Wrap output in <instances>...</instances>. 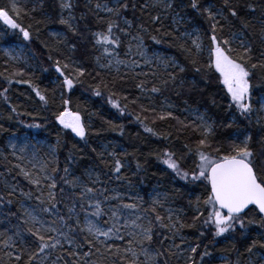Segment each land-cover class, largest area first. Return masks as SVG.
<instances>
[{"label": "snow or ice", "instance_id": "6c2138e0", "mask_svg": "<svg viewBox=\"0 0 264 264\" xmlns=\"http://www.w3.org/2000/svg\"><path fill=\"white\" fill-rule=\"evenodd\" d=\"M37 3L43 7V0H37ZM58 3V22L67 26L78 39L70 47L67 40L59 41L68 48V55L62 49H49L47 59L52 62V67L58 74L57 85L61 90L63 106L62 110L54 113L55 120L61 128L70 130L87 146L91 124H86L79 112L69 110L71 97L65 98L64 92L71 93L76 85L83 84L82 78L91 73L71 55L77 51L81 38L79 28L73 24L74 4L72 0H58ZM129 6L128 0H114L111 6L100 3L99 0L95 4L93 11L101 30H86L89 33L91 50L95 53V66L99 69L93 77L99 79L91 86L92 95L103 99L107 90L108 104L121 115H125L128 105L124 104L122 107L120 101L114 99L116 80L127 78L129 73L134 77H147L149 73L135 72V69L142 67L141 62L135 59L121 60L117 50L124 39L131 35L132 40L136 41V55L143 61V65L150 67L152 58L143 48V36L149 33L151 27L158 34L151 36L155 44L170 37L195 73L207 77L208 80L214 79L218 86H222L220 91L225 94L227 110L231 113V120L221 125L224 128H234L228 137L227 147L223 142L214 143L216 124L210 116L199 111H190L192 123H178L183 129H191L199 137L195 142L196 146L185 144L186 151L179 156L167 149L155 154L156 160L165 166L166 171L162 175L170 180L183 181L189 190L197 187L203 190L194 201L189 198L188 204L194 213L192 223L184 222L182 208L170 206L167 192H157L151 198V205L147 209L141 207V197H136L134 202L123 203V198L119 195H105L108 191L104 187L106 182L96 172L95 164L85 168L83 174L77 176L72 166L78 161L71 153L62 169L63 174L60 175L61 169L55 156L56 148L53 147L48 153L50 158H38L33 153L28 160L30 167L20 164L14 166L19 169L18 175L32 186V190L24 191L17 184L4 183L5 193L0 195V225H3V230L0 231V251L8 250L4 252L9 258L8 264L12 260L16 264H61V261L63 264H97V261L91 259L93 255L103 257L107 264H169L170 257L183 255V252L174 249L183 248L189 253L184 264H216L214 252L203 243V239L210 237L209 244L216 245L221 242L219 238H223V241L231 244L232 249L239 252L236 249L239 237L240 241H250L245 245L248 256L244 264H264V255L253 259L257 256V248L264 249V96L256 101L259 107L252 101V78L257 75V70L264 77V11L260 17L261 50L258 58H254L257 50L246 31L252 21H245L241 10L246 8L248 13L254 14L256 6L245 5L244 0H223L219 7L208 0H150L142 4L141 9L151 8L157 11L149 16V26L141 24L136 35L131 34L133 22L124 17ZM132 7L135 9V5ZM65 12L68 13L67 16ZM99 13L106 15L100 16ZM21 14L28 15V12L19 4V0H9L7 5L0 7V22L18 31L23 41L31 42L32 25L23 26ZM84 18L82 15L81 19ZM165 20H170L167 29L164 27ZM200 20L207 25L206 28L199 23ZM237 21L241 23L237 25ZM205 39L208 41L207 46ZM131 50L130 46L129 53ZM205 51L207 59L202 63L201 57ZM53 52L56 53L55 56L52 55ZM16 58L19 59V56ZM157 61L162 65V72L153 70V80L145 79L136 83L135 87L141 93L160 94L168 86L175 85L178 73H185L187 70L185 65L172 58L157 57ZM121 66L127 70L123 76ZM100 70L109 74L114 71L116 75L109 81ZM15 75L22 77L25 72L19 70ZM6 80L9 86L13 82L28 84L44 105L49 103V98L31 80ZM149 83L150 88L147 87ZM8 90L5 87L0 91L5 102L8 100L5 95ZM124 99L127 100V96ZM131 103L135 104L137 100H132ZM213 104H216L215 99ZM171 107L170 104L164 105L162 102V109L157 112L154 107L141 105V112L153 113L154 120L177 119L167 110ZM12 111L15 112L16 109L13 108ZM253 113L257 114L258 132L255 135L249 131ZM135 120L145 133L158 139H169V134L158 133L140 115H136ZM245 121L247 124H244ZM105 123L113 129L119 127V134H123V125L117 126L111 121ZM28 127L39 128L40 125L33 124ZM257 143L261 146L259 152L254 148ZM12 147L15 148V145ZM92 152L95 153L96 160L107 168L108 180L128 179L122 172L130 168L133 162L136 169L134 174L146 171L147 157L141 162L135 153L118 151L116 147L110 148L107 144L102 145L100 151L92 148ZM129 156L133 157L132 161L128 160ZM96 184L101 187H95ZM101 196L103 200L99 199ZM129 199L133 200V197L130 196ZM33 200L35 203H32ZM109 201L118 203L107 208L102 206ZM62 204L67 209L66 214H62ZM13 205H17L15 212L12 211ZM92 217L95 219H91ZM184 228H197L199 231L195 245L188 243L181 234ZM254 229L259 231L253 236ZM117 240L125 242L123 247L109 243ZM177 240L179 243H176ZM168 241L171 243L165 246ZM85 246L88 250L81 252ZM201 248L203 251H200ZM242 255L244 254L240 253ZM220 260L221 264H233L224 255L220 256ZM0 264H5L3 257H0ZM235 264H241L239 256Z\"/></svg>", "mask_w": 264, "mask_h": 264}, {"label": "trees", "instance_id": "16d2710c", "mask_svg": "<svg viewBox=\"0 0 264 264\" xmlns=\"http://www.w3.org/2000/svg\"><path fill=\"white\" fill-rule=\"evenodd\" d=\"M108 2L112 0H107ZM74 4L73 14L75 16V26L79 28L81 33L80 43L77 45V51L71 53L73 58L82 65L88 73L83 77V84H78L72 90L71 93L64 92L65 98L71 97V103L68 105L70 111L79 112L82 120L88 124H91V128L88 132V145L85 146L83 141H80L78 137H75L70 130L61 128L56 123L55 115L59 110H62V102L60 99L61 90L57 85V73H55L52 62L48 61L49 49H61L56 46V42L50 35L51 30L63 31L66 40L69 42V47L72 43L77 41V37L73 36L65 25H61L59 21V4L57 0H43V7L39 3L34 5L35 11L27 8L28 15L21 14V21L23 26L28 27L30 24L32 27L31 42L23 41L22 36L18 31L8 28L3 23H0V46L10 45L14 42L22 43L26 50L31 54L34 63L35 70H26L24 67L15 65L3 54L0 49V91H3L5 87L9 90L5 95L8 97L5 102L4 97L0 96V195L5 193L4 183L17 184L19 188H23L24 191L32 190V186L28 185L21 175H18L19 170L14 167L16 165V159L6 148V141L11 136H26L28 138L35 137L39 141H43L45 144L51 145L56 148L55 156L58 161V167L61 169L60 175L63 174L62 169L66 166V161L69 157V153L72 157L78 161L77 164L73 165V171L77 176H81L85 168L96 166V172L101 174V180L105 181L104 187L108 189L105 195H119L123 198V203L134 202L136 197L143 198L141 207L147 209L150 207L151 202L149 200V194L151 189L156 185L161 188L164 192L168 193L169 202L174 208L183 209V220L185 223H192L193 209L189 207L188 201L191 198L193 201L196 196L202 194V189L197 187L189 190L185 186L183 181L170 180L166 175H162V172L166 171L165 166L156 160L155 154L162 152L163 150H171L176 152L177 155H181L186 151L184 148L185 144L195 147V142L199 138L191 129H183V126L178 121H185L189 124L192 120L187 119L182 111L186 108L198 109L199 111L210 116L216 124V136L214 137V143L223 142L227 147L229 140L228 137L234 131V128H224L221 125L231 120V113L227 110V104L224 99V93L220 91L222 86H218L214 79L208 80L207 77L195 73L192 70L191 65L184 59L182 53L177 49L174 42L170 37L162 39L160 44H155L151 36L158 35L153 28L149 27V33L144 34L143 43L152 50L158 51L166 57L177 60L182 65L186 66L185 73L177 74V81L175 85L168 86L160 94H152L153 97L158 101V97H166L172 108L171 111L177 119H168L161 121L159 119L154 120V114L141 112V105L150 107L143 103L140 98L141 92L135 87L136 83L139 82L131 73L128 74L125 79L116 80V96L114 99L120 101L121 106L127 104L125 115H121L117 109L111 107L107 102V90H105L104 98L96 97L92 95V85L97 83L99 78L93 79L96 76V68L94 64L95 53L91 50V42L87 29L92 31L101 30V25L97 23L96 14L90 4H87L85 0H72ZM210 3H214L216 7H219L223 0H208ZM9 0H0V7L7 5ZM129 9L124 13V17L133 22V28L139 27L143 24L145 27L149 26V16L154 15L157 10L148 8L146 10L141 9L143 2L141 0H128ZM245 5L253 4L256 6V12L254 14L248 13L247 9L241 10L242 17L245 21L251 20L246 31L248 36L253 43L254 48L257 50L258 58L259 50H261L260 37H261V23L260 17L262 11H264V0H244ZM132 5H135L133 9ZM84 19H81V16ZM161 15H164L161 13ZM34 17V19H33ZM47 17V18H46ZM37 21H41L37 23ZM170 20H165L164 27L167 29V25ZM204 28L207 27L202 20L199 21ZM241 22L237 21V25ZM202 35V33H201ZM205 46L208 41L204 40ZM47 45V46H45ZM64 53L68 55L67 50ZM56 55L55 52L52 53ZM207 56L201 57V62L206 61ZM48 69V71H44ZM19 70H23L25 75L20 77L16 76L15 73ZM103 72V71H102ZM105 79L111 81L113 74L103 72ZM123 76V74H121ZM6 78L12 79L13 81L19 80H31L33 84L38 86L40 90L49 98V103L44 105L32 92V89L26 83L17 84L13 82L10 86L7 83ZM151 80V78H148ZM55 80V83L52 81ZM253 84V104L257 107V99L260 96H264V77L257 75L252 78ZM151 87V83L147 85ZM127 96V100L124 97ZM139 98V99H137ZM215 99L216 104H213ZM132 100H137V103H131ZM16 111L13 112L12 109ZM152 108V107H150ZM157 112L161 109L155 108ZM140 115L146 124L153 127L158 133L169 134L168 140L158 139L149 133H145L141 128L140 124L136 122L135 116ZM106 121H111L113 124L119 126L123 125V134H119V127L113 129L109 126ZM39 124L40 127H28V125ZM247 124V121L244 122ZM243 127V125H241ZM249 131L254 135L258 132L256 124V113L252 115V124ZM99 133V134H97ZM59 141V145L57 143ZM109 145L116 147L118 151H128L129 153H135L139 157L141 162L145 161L146 171L139 174L136 172L135 163H131L130 168L123 170L122 174L127 176L128 179L123 181L108 180L107 179V168L104 164L100 163L95 158V153L92 152V148H96L97 151L101 150L102 145ZM254 148L257 152L261 150L260 144H255ZM45 153V149L41 148ZM151 153V155H149ZM84 156V159H80ZM50 158V157H48ZM129 161L133 160L132 156L128 157ZM155 173V175H154ZM95 174V173H94ZM131 185V187H129ZM95 187L100 188V184H96ZM19 191V189H18ZM71 192V189H68ZM133 197L130 200L129 197ZM103 200V196L99 197ZM35 203V200L32 201ZM68 203H71L70 201ZM118 201H109L107 204L102 205L107 208L109 205L115 206ZM17 205L12 206V211H16ZM63 209L62 214H66L67 209L64 205H60ZM163 213V210H161ZM207 213L205 212V215ZM151 215V213H147ZM95 219L94 217H92ZM107 219V217H105ZM199 223V222H198ZM3 230V225H0V231ZM163 232V230H160ZM206 231V230H205ZM259 230H253V236ZM188 241V243L195 245L199 231L197 228H184L181 233ZM162 239V237H160ZM209 239H203V243L209 246V250L214 252L216 264H221L220 256L224 255L229 258L235 264L238 256L241 264H244L248 254L245 252L246 243L250 241H239L236 244V249L239 252L232 249L231 244L220 239V243L216 245L209 244ZM2 243V239H0ZM118 246L123 247L124 241H115ZM171 241L166 242L167 246ZM179 243V240L176 241ZM186 247V245H185ZM183 249V248H182ZM86 246L81 249L87 251ZM8 251L4 249L0 251V257H3L5 264H8L9 258L4 255V252ZM174 251L181 252V249ZM203 251V248L200 249ZM257 256L253 259H258L260 255H264V249L257 248ZM185 255H189L186 251H183ZM240 253L244 255L240 256ZM16 253H13L15 255ZM60 254V253H56ZM55 255V254H54ZM92 260L97 261V264H107V261L103 257H97L93 255ZM207 259V258H206ZM182 256H172L169 258V264H184ZM10 264H16L14 260ZM63 264V261H61Z\"/></svg>", "mask_w": 264, "mask_h": 264}, {"label": "rangeland", "instance_id": "374dc122", "mask_svg": "<svg viewBox=\"0 0 264 264\" xmlns=\"http://www.w3.org/2000/svg\"><path fill=\"white\" fill-rule=\"evenodd\" d=\"M141 1L143 2V4L146 2H150V0H141ZM85 2L87 4H90L92 6V8L94 9L95 4L97 3V0H85ZM99 2L100 3H108L109 6H111V4L114 3V0H112L110 2H108L107 0H99ZM19 4L22 7H24L25 9L29 8L31 10V9H33L34 5H37V0H19ZM59 12H60V8H59ZM67 15H68V13L65 12V16H67ZM72 15L74 16L73 12H72ZM99 15L105 16L106 14L105 13H99ZM0 23H2V22H0ZM73 24L74 25L76 24L75 20L73 21ZM121 26H123V25H121ZM137 29H138V27L132 28L131 34L132 35L138 34ZM52 33H59L60 35L54 36V35H52ZM50 35L53 38V40L56 42L57 47L64 49V50H67V52H68V48H66L63 43H59L60 40H66L65 34L63 31H59V30L54 29V30L50 31ZM129 42H131V44ZM130 46L132 49L131 53H129V47ZM143 48L146 51V54L152 58V64L150 67L143 65V61H141L140 57L138 55H136V52H137L136 41L132 40L131 35L124 39L121 47L117 50L118 58L121 60H125V61H129L132 59L140 61L142 64V67L135 69V72H141L142 71L145 73H149V75L147 77L139 76V77H135V78L139 81L145 80V79L150 81V79H148V78L154 79V77L151 76V72L153 70L162 72V65L158 64L157 57H160V58H169V57L164 56L163 54H161L158 51L149 49L144 43H143ZM0 49L3 52V54L7 57V59H9V61H11L13 64L22 66L26 70H35L36 69L35 63H34V60L31 56V54L26 50L25 46L22 43L14 42L10 45H2V46H0ZM21 53H23V54L21 55ZM126 53H129V54L125 55ZM68 54H70V53L68 52ZM204 55L207 56L206 51H205ZM18 56H19V59L16 58ZM25 61H26V63H25ZM94 64H95V62H94ZM100 71L108 73L105 70H100ZM125 71H127V70L124 69L123 66H121V74H123ZM111 74L116 75V73L114 71ZM52 82L55 83V80H53ZM149 97H151V99ZM260 97H262V96H260ZM140 98H141V101L143 103H145L146 105H148L150 107H154V108L162 109V102L164 105H167V104L171 105L170 101L166 97H158V101H156V99L153 97V95L149 94L147 92L141 93ZM257 107H259V105ZM171 108H169L167 110H170ZM190 111H199V110L193 109V108H186L182 111L183 115L187 119L191 120V117L189 115ZM199 112L203 113L201 111H199ZM256 120H257V114H256ZM262 122H264V121H262ZM13 145H15V148L12 147ZM6 148L13 155V158L16 159V165L20 164L21 166L30 167V165L28 164V160L31 158L33 153H35L38 158H48L49 157L48 156L49 150L51 148H53V146L45 144L43 141H39L35 137L28 138L26 136H18V137L17 136H11L6 141ZM41 148L46 150L45 153L41 150ZM17 157H24V159H17ZM157 192L163 193L164 191L161 190V188L159 186L155 185L151 189L150 194H149L150 202H151V198ZM170 203L171 202H169V204ZM170 206H171V204H170ZM91 219H93V218H91ZM111 242L112 241H110L109 243H111ZM183 251H184V249H181V252H183ZM187 256L188 255H185L183 252L182 260H181L183 263H184L185 259L187 258Z\"/></svg>", "mask_w": 264, "mask_h": 264}]
</instances>
